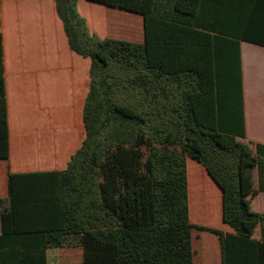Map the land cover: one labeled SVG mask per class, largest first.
Listing matches in <instances>:
<instances>
[{"label": "trees", "instance_id": "trees-1", "mask_svg": "<svg viewBox=\"0 0 264 264\" xmlns=\"http://www.w3.org/2000/svg\"><path fill=\"white\" fill-rule=\"evenodd\" d=\"M77 1L55 4L69 49L90 61L85 139L62 171L9 173L0 264H46L48 248L71 245L82 248V264H194V229L218 238L221 264H264V214L250 207L264 190V145L253 151L238 140L240 42L264 46L263 0H238L246 14L236 12L232 37L199 22L200 0H88L141 15L143 43L100 39ZM9 153L0 34V159ZM187 156L220 189L222 221L233 232L190 221ZM194 166L212 223L218 194Z\"/></svg>", "mask_w": 264, "mask_h": 264}, {"label": "crops", "instance_id": "crops-1", "mask_svg": "<svg viewBox=\"0 0 264 264\" xmlns=\"http://www.w3.org/2000/svg\"><path fill=\"white\" fill-rule=\"evenodd\" d=\"M241 3L239 5L238 0H200L199 22L214 25L215 33L227 31L229 34H226V37H232V32L236 31L233 27L237 24L236 12L241 10L243 17L246 14V5L244 1ZM28 4L35 8L30 15L34 22L29 30L23 25L24 16L25 19L27 18L25 11ZM92 4L99 3L88 0L77 1L78 11L86 17L90 32L100 39L113 38L105 36L99 24L95 23L99 19L92 16ZM99 5L103 7L104 13H109L113 9L126 12L103 4ZM261 7L264 16V0ZM134 15L139 17L137 33L141 36V40L131 42L143 43L145 38L143 17ZM99 22L103 23L102 19ZM245 24L244 21L243 26ZM46 27L49 28L53 40L51 48L56 58L55 63L48 66L40 65L39 60L35 59L29 65L25 56L32 54L33 57H37L40 53L45 54ZM261 31V36L264 38V26ZM0 34L10 146L9 158L0 159V199H6L9 195L10 172L62 171L66 168L71 155L81 146L85 139L83 109L89 91L90 61L69 49L62 22L56 13L55 0H0ZM240 54L245 138L238 140L255 151L256 143L264 145V46L241 41ZM13 55L17 58L14 59ZM47 76L50 79L48 83L45 80ZM62 115L67 118L65 124H62ZM187 158L190 157H186V165L192 161L197 166H201L196 161L193 162V159ZM201 167L204 169L203 166ZM188 175L187 168V178ZM253 183L254 188L258 189L257 170L253 172ZM250 207L252 211L264 214V190L258 191L250 199ZM219 227L215 229L233 232L223 221ZM253 237L260 239V226L255 228ZM192 245L194 264H221L220 244L215 235L202 230L193 232ZM61 252L65 253L66 263H78L83 260L82 248L71 245L48 248L45 252L46 264H51L54 257Z\"/></svg>", "mask_w": 264, "mask_h": 264}, {"label": "rangeland", "instance_id": "rangeland-1", "mask_svg": "<svg viewBox=\"0 0 264 264\" xmlns=\"http://www.w3.org/2000/svg\"><path fill=\"white\" fill-rule=\"evenodd\" d=\"M93 17L96 19H99L103 21L99 22V20H96L95 23H98L100 28L103 30V34L109 37H113L116 39H121V40H127V41H138L141 40V36L138 35L137 33V25L139 23V17L128 13V12H121L119 10H112L109 13H104L102 12L103 7L100 6L99 4H92L91 6ZM26 8V7H25ZM34 7L32 5L29 6L27 5V10L25 11L26 19L24 16V23L23 25L27 27L29 30L30 26L33 24V17L30 18V15L34 11ZM23 10H25L23 8ZM81 13V12H80ZM83 16V15H82ZM85 19L86 17L83 16ZM37 21V20H36ZM94 23V24H95ZM41 25V23H40ZM49 28L46 27L45 31V39H46V49H45V54L42 55H37V57H33L32 54L25 56L24 58L27 59V63L29 65L35 61V59L39 60L40 65H51L55 63L56 58L53 55V50L51 48V44H53V40L51 37V34L49 33ZM41 31V28H40ZM30 34V33H29ZM41 35V32H40ZM41 38V36H40ZM41 40V39H40ZM42 52V49H41ZM13 58L16 59L17 56L13 55ZM46 82H50L49 77L47 76L45 78ZM48 88V87H47ZM69 90V89H68ZM65 101L67 99V95H64ZM62 124L67 123V118L62 115L61 116ZM57 121L59 119L57 118ZM190 160V158H187ZM194 162V160H193ZM195 163V162H194ZM194 163L188 162V186H189V206H190V219L191 222L195 225L199 226H205V227H211V228H220L219 224L222 223V193L220 189L215 185V183L212 181V179L208 176L206 172V177L207 181L209 184L212 186L213 192L218 194L217 199L220 202V213L218 218H216L215 221L210 223V215L205 211V205L204 201H200L199 198H197V186H196V181L195 178L193 177V174H191L190 170H193ZM209 218V219H208ZM193 232H199V230L194 229ZM202 236V234H200ZM66 251V250H64ZM52 260V259H51ZM51 264H69L65 262V253H62L60 255H56L54 259L51 261ZM70 264H82V261H78V263H70Z\"/></svg>", "mask_w": 264, "mask_h": 264}]
</instances>
